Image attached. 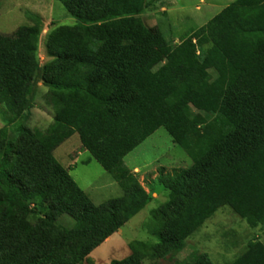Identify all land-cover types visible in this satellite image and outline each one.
Listing matches in <instances>:
<instances>
[{
	"label": "trees",
	"instance_id": "1",
	"mask_svg": "<svg viewBox=\"0 0 264 264\" xmlns=\"http://www.w3.org/2000/svg\"><path fill=\"white\" fill-rule=\"evenodd\" d=\"M58 1L76 23L47 35L44 66L39 16L0 35L9 124L32 107L36 82L54 113L45 132L22 128L9 140L0 129V264H82L150 203L123 160L160 128L192 164L159 180L167 201L152 212L157 243L133 242L130 257L111 264L179 252L222 207L264 230V0H235L177 45L140 18L160 0ZM74 134L121 197L94 205L54 158ZM63 215L73 229L57 224ZM174 264L212 262L194 254ZM231 264H264V243Z\"/></svg>",
	"mask_w": 264,
	"mask_h": 264
},
{
	"label": "rangeland",
	"instance_id": "2",
	"mask_svg": "<svg viewBox=\"0 0 264 264\" xmlns=\"http://www.w3.org/2000/svg\"><path fill=\"white\" fill-rule=\"evenodd\" d=\"M235 0H160L150 4L140 16L144 25L158 32L170 45H177L193 31L203 27ZM28 14L42 20L38 59L40 66L49 62L45 51L47 35L60 26H73L71 18L58 0H0V35L11 36L21 26H32ZM157 69L164 68V60L156 55ZM47 87L41 82L33 86L32 107L14 125L8 122V110L0 103V129H6L9 140H15L20 129L45 132L53 121V109L46 102ZM54 158L68 168L70 176L94 205L122 196V190L113 176L105 172L86 151L80 149L77 134L71 136L53 152ZM124 166L151 195V201L119 232L96 248L82 264H111L130 257L133 242L154 245L160 223L152 212L167 201V192L160 186L161 177L188 169L192 162L175 145L167 132L160 128L123 160ZM137 169V170H136ZM32 207V206H31ZM57 224L73 229L75 222L61 216ZM155 231H157L155 233ZM264 243V230L251 228L230 208H220L205 224L188 238L179 252L165 259L144 258L142 264H174L190 261L194 254L205 255L212 264H231L249 243Z\"/></svg>",
	"mask_w": 264,
	"mask_h": 264
},
{
	"label": "crops",
	"instance_id": "3",
	"mask_svg": "<svg viewBox=\"0 0 264 264\" xmlns=\"http://www.w3.org/2000/svg\"><path fill=\"white\" fill-rule=\"evenodd\" d=\"M67 170H69L68 168H66ZM137 170V169H136Z\"/></svg>",
	"mask_w": 264,
	"mask_h": 264
}]
</instances>
